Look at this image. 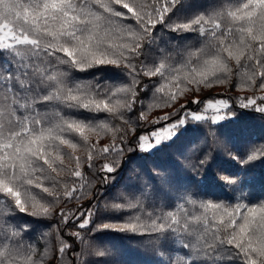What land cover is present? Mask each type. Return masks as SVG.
<instances>
[{
    "label": "snow or ice",
    "instance_id": "snow-or-ice-1",
    "mask_svg": "<svg viewBox=\"0 0 264 264\" xmlns=\"http://www.w3.org/2000/svg\"><path fill=\"white\" fill-rule=\"evenodd\" d=\"M190 4L0 0V264H45L49 249L41 253L32 226L15 217L49 218L61 204L56 215L76 230L59 237L56 264H89L85 255L97 260L114 255L94 237L86 239L83 230L93 228L149 237L156 264H264V200L247 198L239 174H219L222 185L238 193L235 203L180 193L169 204L144 190L106 203L104 210L119 218L101 223L94 221L98 207L80 204L86 195L84 164L95 167L92 161L103 154L106 181L130 134L136 150L148 153L176 139L189 121L215 125L235 119L230 101L220 96L193 98L150 120L155 110L233 76L240 80L235 88L264 93V0H216L183 14L180 9ZM159 27L182 37L192 34L196 43L161 46ZM96 69L116 70L122 78L74 76ZM191 104L200 107L193 110ZM239 106L264 114V94L240 97ZM145 124L157 127L136 135ZM109 133L111 144L90 142L93 134ZM77 149L87 152L86 160ZM232 158L241 167L264 160V142H248ZM73 201L78 206L67 208Z\"/></svg>",
    "mask_w": 264,
    "mask_h": 264
},
{
    "label": "trees",
    "instance_id": "trees-1",
    "mask_svg": "<svg viewBox=\"0 0 264 264\" xmlns=\"http://www.w3.org/2000/svg\"><path fill=\"white\" fill-rule=\"evenodd\" d=\"M216 0H191L187 8L180 11L183 14H190L192 11L200 10L215 3ZM158 33L162 34L161 46H169V42L176 45L191 42L196 43V37L192 34H185L183 37L175 33H168L162 27L158 28ZM191 40V41H188ZM77 79H92L99 76L101 80L120 79L122 74L111 69H96L89 73H74ZM148 78H144L146 81ZM240 83L239 77L233 76L229 83L214 86L212 89L201 88L197 94L195 92H185L183 97L174 107L155 110L150 116V120L155 116L166 112H176L181 104H186L193 98L204 100L207 96H220L230 101L229 113H235V119H224L219 124H212L210 121L192 122L189 121L186 128L181 129V134L170 141L167 145L161 146L159 150L153 152H140L136 150L134 143L135 136L129 135L125 144V151L122 156H118L117 170L109 175L105 181L102 180L103 172L101 166L107 161L103 154L95 158L92 163L95 165L89 168L84 164L82 173L85 186L84 199L80 204L85 207L92 205L100 209L94 217L95 223L106 220L118 219L117 214L106 212L105 204L118 202L126 194L139 193L148 190L152 192L157 200L164 199L169 204L174 203V198L180 193H189L194 198H211L222 202L235 203L238 193L232 188L224 187L220 181L219 174H239L242 181L243 191L251 202L264 200V160H254L243 167L232 158V154L241 151L248 142H264V114L254 111L252 108H241L239 98L251 95H261L254 93L250 89L235 88ZM149 100H145L147 104ZM193 110L199 105L191 104ZM139 112V105L136 111L131 114L133 120ZM83 118H88L89 114L79 113ZM177 118L178 117H174ZM117 126L120 121H113ZM149 127L157 125L145 124L142 128L136 129V135ZM98 146L111 144L112 134L97 137L92 135L90 142ZM67 150V149H66ZM76 155L81 159H87V152L84 149H77ZM204 163L201 164L200 161ZM65 179H75L65 176ZM207 195V196H206ZM75 201L67 203V208H76ZM64 204L58 205L56 211L49 218L34 220L23 214H18L15 219L21 223H28L32 226V239L38 244L39 251L43 253L45 247L49 249V254L45 257V264H56V249L58 239L61 235L68 238L74 225L65 226L59 220L56 212ZM59 227V231L57 228ZM86 239L93 237L98 243L107 246L114 251L109 259H99L95 256L85 255L83 261L89 264H156L158 256L151 246L149 237L131 236L110 231L95 232L88 229L83 230ZM75 247L84 249L86 245L76 242Z\"/></svg>",
    "mask_w": 264,
    "mask_h": 264
},
{
    "label": "rangeland",
    "instance_id": "rangeland-1",
    "mask_svg": "<svg viewBox=\"0 0 264 264\" xmlns=\"http://www.w3.org/2000/svg\"><path fill=\"white\" fill-rule=\"evenodd\" d=\"M264 94V93H263ZM165 113H161L160 115H164ZM209 115H211V113H209Z\"/></svg>",
    "mask_w": 264,
    "mask_h": 264
}]
</instances>
